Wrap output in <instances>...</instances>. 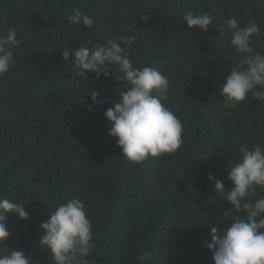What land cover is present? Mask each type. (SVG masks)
<instances>
[{
    "label": "trees",
    "instance_id": "16d2710c",
    "mask_svg": "<svg viewBox=\"0 0 264 264\" xmlns=\"http://www.w3.org/2000/svg\"><path fill=\"white\" fill-rule=\"evenodd\" d=\"M74 7L94 17L92 28L68 23ZM186 10L207 11L214 21L254 20L260 33L252 46L264 53V0H0V35L14 28L21 42L15 64L0 76V198L25 203L29 213L9 214L0 254L23 250L52 264L40 224L78 197L93 225L91 264H136L145 251L151 264H214L205 243L210 224L227 228L232 213L207 174L232 187L227 169L239 146L264 143L257 123L264 103L246 96L222 109L219 87L239 55L230 36L189 29ZM121 33L136 36L129 55L138 67L152 64L168 76L167 104L184 127L179 150L143 163L128 161L108 135L104 112L124 82L91 71L82 80L73 58H61L66 47ZM91 91L105 102L93 103ZM261 195L258 187L253 199Z\"/></svg>",
    "mask_w": 264,
    "mask_h": 264
},
{
    "label": "clouds",
    "instance_id": "9594fccd",
    "mask_svg": "<svg viewBox=\"0 0 264 264\" xmlns=\"http://www.w3.org/2000/svg\"><path fill=\"white\" fill-rule=\"evenodd\" d=\"M148 18V15L141 16L144 21ZM182 19L192 31L206 32L213 28L221 36H230L229 42L239 55L219 87L224 101L222 109L245 102L246 96L264 103V53L254 51L252 46L253 36L260 33L259 25L254 20L242 25L235 16L214 21L209 12L195 10H186ZM67 21L92 28L94 17L74 7ZM135 41V35L123 33L103 44L85 40L77 44L76 50L64 48L61 58L65 62L70 56L73 58L71 65L82 80L91 71L95 78L103 74L105 78L124 82L122 89H115L116 102L104 112L111 123L108 135L116 138L128 161L143 163L179 150L184 143V127L167 104L171 87L168 76L152 64L138 67L131 59L129 49ZM20 43L14 28L0 35V76L15 64L14 50ZM97 96L98 92L91 91L93 103L105 102ZM257 123L264 126V119ZM238 153L235 162L228 164L230 189L211 173L207 174L221 200L230 202L232 216L230 226L224 229L209 223L211 239L205 243L212 250L214 264H264V195L253 199L258 187L264 190V143L250 147L241 144ZM24 205L0 198V245L10 235L6 226L9 214L15 213L19 219L29 218ZM228 213L224 212L223 216ZM40 228L43 235L39 243L49 250L52 264H91L96 242L86 205L80 198L67 199L47 212V220L41 222ZM152 259V253L147 251L135 257L136 264H151ZM0 264H40V260L32 253L9 248L7 253L0 254Z\"/></svg>",
    "mask_w": 264,
    "mask_h": 264
}]
</instances>
